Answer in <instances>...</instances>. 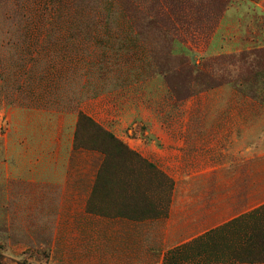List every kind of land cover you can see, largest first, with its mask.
Returning a JSON list of instances; mask_svg holds the SVG:
<instances>
[{
  "label": "rangeland",
  "instance_id": "1",
  "mask_svg": "<svg viewBox=\"0 0 264 264\" xmlns=\"http://www.w3.org/2000/svg\"><path fill=\"white\" fill-rule=\"evenodd\" d=\"M74 1L73 15L103 25L78 20L82 25L52 28L49 21L58 12L51 0H0V127L8 108L39 107L47 120L52 114L56 119L46 122L48 135L53 133L47 151L53 140L57 144L62 125V148L70 152L66 143L77 113L85 115L73 139L72 172L61 185L47 184L44 194L32 183L15 182L8 192L4 185L0 219L6 213L14 222L9 234L0 229V264H126L127 255L138 256L132 264H153L155 258L140 255L138 241L161 237L157 219L173 204L177 216L185 203L190 206L189 214L198 219L190 218L188 229L197 230H170L168 237L205 230L204 237H264V208L216 228L234 215L235 198L198 193L191 180L184 186L176 167L165 173L166 135L156 125L205 120V108L219 103L209 91L252 94L264 88V0ZM197 70L202 76L192 81ZM107 132L138 157L120 151ZM78 197V206L88 210L152 222L136 225L142 237H132L131 224L94 222L83 234L84 221L69 204ZM248 197L239 193V215L252 207ZM22 202L29 203L25 210L19 209ZM66 218L74 225L61 235ZM91 231L96 237H88ZM156 241L152 246L159 248ZM214 241L212 248L218 246Z\"/></svg>",
  "mask_w": 264,
  "mask_h": 264
},
{
  "label": "crops",
  "instance_id": "2",
  "mask_svg": "<svg viewBox=\"0 0 264 264\" xmlns=\"http://www.w3.org/2000/svg\"><path fill=\"white\" fill-rule=\"evenodd\" d=\"M213 43L212 41L209 44L207 51L210 45H214ZM210 93L212 94L210 96L219 98V103L205 108L206 111L202 115L205 120L201 118L202 120L193 122H166L156 125L161 131L165 130L166 135L164 156L168 164L165 173L169 168L174 172L176 167L175 171L181 173L173 174L182 178L184 186L191 180L198 193L227 194L229 198H235V213L227 222L216 227L220 228L264 208V190L260 189L264 185V103L253 100L245 92L221 90L207 92L208 95ZM259 97H264V92L260 93ZM58 118V122H61V113ZM2 120L4 125L0 129L3 128L4 133L2 134L1 129L0 194L4 193L5 184V192H8L15 182L37 185L38 194L45 193V189L42 188L47 184L61 185L63 179L72 172L70 158L76 129L70 131L72 138L66 143V149L70 144V152L68 149L64 152L62 148L63 142L67 141L64 140L67 131L64 127L62 130V125L61 129H57V144L53 140V145L48 146L51 149L47 151V144L52 141L53 133L48 135L46 122L50 120L55 122V114L49 115L47 120L46 112L39 107H12L6 110ZM140 158L146 159L142 156ZM239 186H245L246 190H239ZM189 192L190 195L193 193L190 190ZM242 192L249 195L247 204L252 207L246 214L239 215L238 195ZM190 199L195 200L191 197ZM81 201L80 197L75 201L71 198L69 204L71 209H78L76 210L78 217L84 221L80 223L83 234L88 226L93 228L91 222L98 226L131 224L133 231L137 224L152 222L149 218L137 219L121 214L88 210L85 205L78 206L82 204ZM28 205L29 203L22 202L19 209L25 210ZM185 205V208H181L180 216L175 214L173 204L165 218L157 219L161 225L158 231L161 237L143 238L137 231L132 233V237H142L138 241L140 255L148 257L151 261L155 258L153 264H264V237H204L207 230L193 237H168L170 230L173 234H196L197 229H188L190 228L188 221L190 218L196 220L198 217L190 215L191 208L186 203ZM214 208L216 207H210L213 210ZM76 211H73V215ZM27 214H24L25 218ZM68 219L71 218H66L65 224L61 226L63 230L61 235L70 232L69 226L74 225L67 224ZM184 221L187 224L184 225ZM13 222L9 215L2 213L0 229H7L4 234H9ZM56 226H59V230L60 225ZM94 233L91 231L88 237H96ZM78 237H82V233ZM154 239L157 240L159 248L152 246ZM213 241L217 242L216 248L209 246ZM145 243L147 247L144 248ZM148 243L151 245L148 246ZM124 245L128 251V241ZM136 257L138 256L127 255L124 263L132 264L131 262L137 260Z\"/></svg>",
  "mask_w": 264,
  "mask_h": 264
},
{
  "label": "trees",
  "instance_id": "3",
  "mask_svg": "<svg viewBox=\"0 0 264 264\" xmlns=\"http://www.w3.org/2000/svg\"><path fill=\"white\" fill-rule=\"evenodd\" d=\"M51 6L52 8L56 9V11L58 12V14H53V18L50 19L49 22H52L50 23L52 26V28L54 26H58V27H62V26H71L73 24L75 25H82V22L80 21H84L86 22L85 25H88V26H96L98 25L99 27L103 25V21L102 22H99L100 20H98V22H93L91 21V23H89V18L85 15H82V16H77V15H73L71 12H70V9L72 8V6H74L75 4V1L74 0H51ZM70 12V13H69ZM78 17L80 19H78ZM50 18V17H49ZM97 19H98V16H97ZM80 20V21H78ZM57 22V23H56ZM107 25H108V21L105 20V22ZM101 43V41H100ZM195 71V70H194ZM201 73V76H202V73L200 70H197L195 73H194V79H192V81H195L199 79L198 77V74ZM219 84V83H218ZM217 85V84H216ZM259 91L258 92H255L254 95L250 94V97L253 99V100H256V101H259L260 103H264V97H259L260 93L264 92V88H261V89H258ZM202 91V90H201ZM78 116H79V122L77 121V124H76V130H75V143L78 139V134L80 132V128H79V123H80V120L84 117L85 115L79 111L78 113ZM82 119V120H83ZM92 122V119H88ZM107 135L112 139V140H115V137L113 136L112 133H109L107 132ZM116 146L118 147V149L122 152H127L128 154L130 155H133L135 157H138L137 154H135L133 151H131L128 147H126L123 143H121L120 141H116ZM90 148V147H89ZM91 150H93L92 148H90Z\"/></svg>",
  "mask_w": 264,
  "mask_h": 264
}]
</instances>
